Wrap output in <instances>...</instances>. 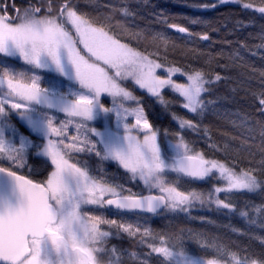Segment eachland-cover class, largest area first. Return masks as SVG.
I'll return each instance as SVG.
<instances>
[{
  "label": "snow or ice",
  "instance_id": "snow-or-ice-1",
  "mask_svg": "<svg viewBox=\"0 0 264 264\" xmlns=\"http://www.w3.org/2000/svg\"><path fill=\"white\" fill-rule=\"evenodd\" d=\"M228 4L252 14L240 27L264 22V0L191 7ZM136 15L130 0H0V264H264V68L252 67L259 89H243L251 110L235 113L239 135L217 143L203 121L230 78L215 69L243 57L182 48L125 23ZM159 23L186 42L211 40ZM260 33L250 52L264 62V23ZM205 209L246 227L224 237L170 227L169 217L215 229L193 215ZM154 217L168 224L154 228Z\"/></svg>",
  "mask_w": 264,
  "mask_h": 264
},
{
  "label": "trees",
  "instance_id": "trees-1",
  "mask_svg": "<svg viewBox=\"0 0 264 264\" xmlns=\"http://www.w3.org/2000/svg\"><path fill=\"white\" fill-rule=\"evenodd\" d=\"M103 2L116 5L119 0H103ZM215 0H130L137 15L135 19L125 20V23L132 25L135 24L137 29L150 30V31H166L168 35L172 37L182 48L194 47L203 51L204 53L217 54L223 52L225 56L228 54L239 52L243 57V60L237 62V66L230 67L228 70L215 69L220 71L221 75L227 76L230 79L220 82L215 89L216 95L221 97L219 104L214 113H209L204 119L203 123L210 129V134L217 143L225 142L229 137L233 135H239L237 129L232 126V121L236 119L235 113L250 111L249 105L251 104L250 97H245L243 89L251 88L252 90L259 89V76L253 74L252 67L257 70L264 68V62L260 59V54L256 56L251 55V51H255V45L261 42L260 40V24L264 23L260 21L259 14L255 16V25H249L246 27H240L237 25V20H243L245 24L253 19L252 14L242 10L238 5L228 4L220 5L215 9L201 10L192 8V4L198 3H213ZM200 17L207 21L206 24H191L189 19ZM161 18H168L170 22H176L183 24L190 28L194 32L208 31L211 40L210 41H195L186 42L183 39L182 34L175 33L174 30L166 29L165 25L160 24ZM213 29H216L213 31ZM242 44H247L248 48H242ZM194 54H189V62L193 61ZM200 63H203V58L200 59ZM222 62L228 63L227 60ZM215 68V65H213ZM232 88H236L237 91L233 93ZM139 95L140 92L137 91ZM226 97L227 99H223ZM177 111H180L177 109ZM160 123L162 127L173 126L170 122V118L162 115L160 117ZM188 138L191 139L197 147L203 148L204 138L201 135L188 134ZM206 150V149H205ZM109 171H115L114 167L104 165ZM135 190V189H134ZM239 204H243L245 200L254 201L260 203L259 197L243 196L237 198ZM193 215H205L212 219L217 220L215 229H211L206 225L196 221H187L183 218L172 219L170 227H184L201 229L205 231H215L217 235L222 237L230 236L229 231L231 226H238L245 228L244 221L238 216L223 217L213 214L208 210H196ZM168 224V220L154 217L153 227L159 229L160 227ZM254 232H258V229H253ZM235 238V237H233ZM244 243L251 244L254 251H259V244L255 241L245 240Z\"/></svg>",
  "mask_w": 264,
  "mask_h": 264
}]
</instances>
